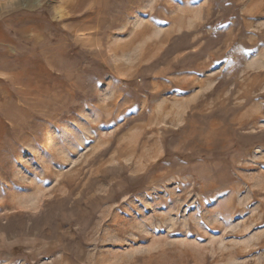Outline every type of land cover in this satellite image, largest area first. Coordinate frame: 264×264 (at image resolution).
<instances>
[{
	"label": "rangeland",
	"instance_id": "374dc122",
	"mask_svg": "<svg viewBox=\"0 0 264 264\" xmlns=\"http://www.w3.org/2000/svg\"><path fill=\"white\" fill-rule=\"evenodd\" d=\"M0 264H264V0H0Z\"/></svg>",
	"mask_w": 264,
	"mask_h": 264
}]
</instances>
